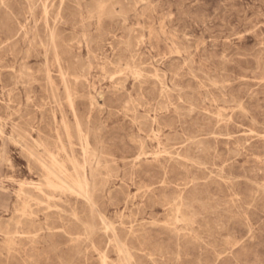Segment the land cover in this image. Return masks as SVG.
Here are the masks:
<instances>
[{
  "label": "rangeland",
  "instance_id": "obj_1",
  "mask_svg": "<svg viewBox=\"0 0 264 264\" xmlns=\"http://www.w3.org/2000/svg\"><path fill=\"white\" fill-rule=\"evenodd\" d=\"M104 260L264 264V0H0V264Z\"/></svg>",
  "mask_w": 264,
  "mask_h": 264
},
{
  "label": "bare ground",
  "instance_id": "obj_2",
  "mask_svg": "<svg viewBox=\"0 0 264 264\" xmlns=\"http://www.w3.org/2000/svg\"><path fill=\"white\" fill-rule=\"evenodd\" d=\"M40 160V159H39ZM53 164L58 166V160L57 159H53ZM42 163V162H41ZM73 164V163H72ZM51 165V164H50ZM67 165V164H66ZM45 166V165H44ZM63 167V166H62ZM46 168V166H45ZM64 168V167H63ZM58 169H61V166H58ZM48 172V177H47V182L51 187H56V185H58L59 181L60 183H62V185L70 187V185H67L65 183V181L60 177V176H56L54 171H52L51 169H47ZM62 172V170H61ZM58 173V172H57ZM51 175V176H50ZM54 175V176H53ZM53 176V177H52ZM84 176V175H83ZM69 177V176H68ZM87 178V177H86ZM46 179V178H45ZM69 180V179H68ZM84 182V181H83ZM59 183V184H60ZM75 183L78 185V187L82 188V180H76ZM84 184V183H83ZM89 184V183H88ZM85 185V184H84ZM32 186V185H31ZM23 187V186H22ZM35 187V186H34ZM37 187V186H36ZM38 188V187H37ZM81 190V189H80ZM39 191V190H38ZM75 191V190H74ZM85 191V190H84ZM87 191V190H86ZM84 193V192H83ZM44 194V193H43ZM129 252V251H128ZM121 253V252H120ZM122 257V256H121ZM131 260V259H130ZM103 264H108L106 260L103 261Z\"/></svg>",
  "mask_w": 264,
  "mask_h": 264
}]
</instances>
